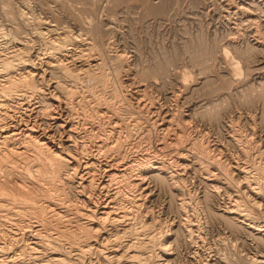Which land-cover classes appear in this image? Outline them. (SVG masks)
Listing matches in <instances>:
<instances>
[{"label":"bare ground","instance_id":"1","mask_svg":"<svg viewBox=\"0 0 264 264\" xmlns=\"http://www.w3.org/2000/svg\"><path fill=\"white\" fill-rule=\"evenodd\" d=\"M91 2L62 3L70 12L75 8L72 14L81 30L42 21L27 11L24 22L32 26L31 37L21 36L23 23L12 19L8 32L0 28V264H171L172 250L178 248L172 249V243L180 235L205 253L190 254L194 264H209L211 255L222 264L264 263L261 253L242 257L236 252L242 247L235 248L227 235L217 242L235 252L225 256L220 254L224 250L211 248L200 235L201 223L190 216L194 196L181 184L193 174L208 188L196 202L199 207L224 194L221 212L207 209L209 215L264 246V151L252 131L242 133L237 124L235 130L229 120L235 154H228L185 114L156 106L154 78L164 83L173 60L142 67L132 63L101 23L85 19L96 12ZM144 3L158 11L150 0ZM224 4L233 29L228 41L234 72L241 73L243 65L245 75L262 77L235 96L264 122V0ZM202 41L185 52L204 74L215 45ZM31 42L35 48L28 47ZM221 55L227 59L228 48ZM182 97L181 92L172 94L174 105ZM215 100L194 110V116L219 119L220 109L230 105ZM157 190L171 197L189 194L190 202L181 197L177 203V224L151 207Z\"/></svg>","mask_w":264,"mask_h":264},{"label":"rangeland","instance_id":"2","mask_svg":"<svg viewBox=\"0 0 264 264\" xmlns=\"http://www.w3.org/2000/svg\"><path fill=\"white\" fill-rule=\"evenodd\" d=\"M88 1L91 2L93 0H88ZM96 1L98 2V4L100 3V6L97 4ZM96 1L94 0L93 1L94 3L91 2L93 3V5L91 3L90 4L93 7V9L94 7H96V12H94L95 10H93V13L95 14L97 13L96 15L98 17L94 16L96 18L95 20H92V17L94 15L92 13V15L86 14L88 18L86 17L85 19L88 22L97 24L99 26H100L99 23H101L100 26L102 27L101 29L107 32L106 34H108V36L110 34V37H112V41L114 43L115 48L118 49L119 51L125 52L132 63H136V65L142 67V66H146L145 64L151 65L155 62V60L157 61L159 59L168 58L173 60L172 66H170L168 69L167 78L164 81L165 84L161 79L159 80L157 77H155L156 79L154 78L156 82L155 84L157 85L156 89H153V91L155 90L154 94L157 97L156 106L160 107V109L163 111L169 108L171 109L174 108V110L176 109L179 113L182 112V114H185L187 116L186 117V119H188L187 121L191 122L193 120L191 124L193 125L195 124L196 128L198 127L197 128L198 130L199 129L200 131L203 130L202 132L209 137L212 143L219 144L222 147L223 151H225L226 149L225 152L226 153L228 152V154H235V150H233L234 148L229 142V136L231 135V133L229 129L230 127H228L230 124L229 120L232 121L233 119L234 120L233 123L235 124V130H237L236 124L238 125V129H240L242 133L246 132L247 130L249 131L250 129L252 131L251 133L254 135V138L256 139L258 144H260L262 150L264 151V122H262L261 120L258 121L259 118L257 117L258 116L257 111H254V109L251 108L246 109L244 106H241L239 101H237L238 97L235 96L237 92L247 88L249 83H252V81L258 82L261 80L262 77H258L260 75H250V74L245 75L243 65H241L240 67L242 69L241 73L238 71L234 72L233 70V68L235 67L233 62L234 59H232L231 61L233 51L231 50V48L229 49V41H228V38L233 36V32H232L233 29H232V25H229L226 22L228 7H226V5L224 4V0H150V2L155 7L158 8L157 12H151L145 6L144 0H96ZM63 2L64 0H0V28L2 29L5 28L6 31L8 32L7 30L9 28L8 24L9 25L11 24L9 22L12 19L14 22L23 23V24L21 23L22 24L21 31L23 32V35L21 36L31 37L33 35L31 33L33 32L32 26H30L29 24H25L26 22H24L26 19L25 14L27 12L28 13L30 12L32 13L31 16L33 15L40 16L42 18V21L47 20L52 24H56L64 27L67 26L68 28L71 27L73 31H77L78 30L77 28L81 30L82 29L81 25H78L80 23L77 20H75L76 17L75 15H73L76 14L75 8L72 9L74 13L72 11L70 12L67 9L69 11L68 12L67 10L64 9L65 7L62 4ZM6 15H9V17ZM224 16H226V18ZM102 17L104 19H102ZM99 20H101V22ZM109 24L110 26L108 27ZM103 25L104 26L107 25L106 27L108 28L103 27ZM75 27L77 30L75 29ZM201 39L203 40L202 42L207 44L208 46L213 45L214 47L215 45L214 47L215 56L209 62L210 68L204 74L200 73L199 67H197L196 65L194 66L193 63H191L190 59L188 58L189 56L188 53L185 52L186 51L185 48L188 45L196 46L198 41H200ZM28 47L35 48V45L33 44V42H31L30 46L28 45ZM224 47L228 48L230 52V56L226 57L227 59L223 58L221 55L222 48ZM133 65L136 67L135 64ZM203 75L208 76V81L203 80ZM184 79H185V83H183ZM207 82H210V86H207ZM184 84L187 87L185 89L183 88ZM178 90L181 92V96L183 97L181 101L177 103V105L176 104L174 105V102H172L171 99L172 94L175 93L180 94ZM222 94L226 96H222ZM223 97H228V98L223 99ZM209 98L210 99L212 98L213 101L214 99H216L215 102L218 101L222 102L223 100H226V103L230 105L228 106L225 104L226 105L225 108L223 107L221 108L222 110L220 109L219 119L211 122L208 120H200L199 117L194 116L195 115L194 110H202L200 108L207 107L208 104L212 105V102L210 103ZM238 115L240 116L238 117ZM250 116L255 118L253 120H250L249 119ZM181 184L184 187L183 189L187 193H190L191 198L192 196L196 198L193 197L191 200L189 194H187L185 191L183 194L180 195L179 193H176L175 194L176 196L174 195L175 197L174 196L171 197L170 193L164 190H157L154 192L156 194H154L155 196H153L152 198L153 200H151L150 204L153 209H156L154 211H157L158 213L160 212L159 213L160 215L157 212L156 213L162 219L174 221V223L177 224L181 218L179 214H177L180 198L181 197H184L185 199L187 198L186 200L187 201L191 200V202H193L195 199L194 201L195 203L194 202H193L194 204L191 203V205H193L192 207H194L195 209L190 208V210L193 209V212H191L192 210L191 211L189 210L193 214L192 215L190 213V216H192V218L193 216H195L194 217L195 220L193 221L194 223L195 222L201 223L200 235L205 237L203 239L210 245L211 248L213 246L218 247L217 249H219L220 251L224 250L223 253L221 252L220 254L222 255L225 254V256H229L230 254L229 255L226 254L232 251L230 250L231 248L228 249L227 247H225L223 242L221 243L222 245L217 242L219 238H223V237L225 238V236L227 235L226 237L228 238L230 237L231 242H233L236 245L235 248H238L239 250V247H242L240 248L241 250L239 251H237L236 249V252L238 253L241 252L239 254L242 257L254 258V256L255 257L260 256L261 254L264 255V246L258 244L253 239H251L253 241L252 243L251 240H249L251 237L248 236L246 232L239 231L240 232L239 233L237 231L238 232L237 234L239 236L238 237L236 232L234 233L230 231L227 227L225 229L224 226L226 225L218 218V216L209 215L208 213L209 209H210L209 211L215 214L221 212L220 209L223 208V206L225 205L224 203L226 202L225 200L226 196L224 194H219L218 197L211 199L207 204L201 203L200 204L201 207H199V205L196 206V202H198V200L199 203L200 201H202V199H200L199 197L200 196L202 197L203 196L202 193L208 191V188L206 189V186L202 184V181L193 174L186 175L185 181L182 180ZM204 206L206 208H204ZM202 208L204 209V211L202 210ZM230 232L234 234L232 235ZM245 236H248V238ZM176 237L179 239H177ZM176 237L174 238V241L176 243L178 242L179 243L174 244L173 241L172 249L178 247L177 248L178 250L177 249L176 250L174 249L175 251L172 250L173 257L171 264H176V263L194 264V261L191 258L193 252L198 251L197 252L198 255L205 254L204 251L196 248L197 243L194 244L195 246L190 247L189 245H187V242L184 237H182L181 235ZM242 239L244 240V242ZM182 241L185 243H183ZM240 241L243 242L242 245ZM245 243L247 245H245ZM185 245H187V247ZM190 248L191 249L193 248L194 251L191 250ZM175 252L176 254L177 253L179 254L176 255ZM176 256H178L177 257L178 259H175ZM213 258L215 259V256L211 255L209 258L211 262L209 261V264H218L219 261L217 259L214 260ZM219 264L222 263L219 262Z\"/></svg>","mask_w":264,"mask_h":264}]
</instances>
